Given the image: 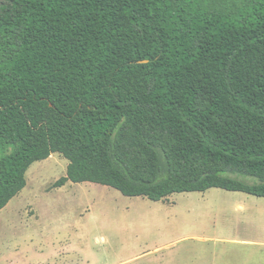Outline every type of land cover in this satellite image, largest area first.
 I'll use <instances>...</instances> for the list:
<instances>
[{
	"label": "trees",
	"instance_id": "obj_1",
	"mask_svg": "<svg viewBox=\"0 0 264 264\" xmlns=\"http://www.w3.org/2000/svg\"><path fill=\"white\" fill-rule=\"evenodd\" d=\"M50 116L103 143L73 182L264 197V0H0V210Z\"/></svg>",
	"mask_w": 264,
	"mask_h": 264
},
{
	"label": "rangeland",
	"instance_id": "obj_2",
	"mask_svg": "<svg viewBox=\"0 0 264 264\" xmlns=\"http://www.w3.org/2000/svg\"><path fill=\"white\" fill-rule=\"evenodd\" d=\"M78 127L50 116L37 132L62 145L0 210V264H264V197L213 187L153 201L73 182L69 156L104 167L102 141Z\"/></svg>",
	"mask_w": 264,
	"mask_h": 264
}]
</instances>
